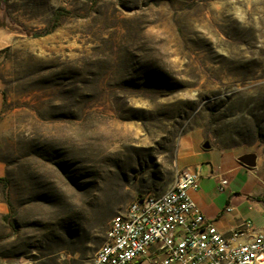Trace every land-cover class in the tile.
Segmentation results:
<instances>
[{
	"label": "rangeland",
	"instance_id": "1",
	"mask_svg": "<svg viewBox=\"0 0 264 264\" xmlns=\"http://www.w3.org/2000/svg\"><path fill=\"white\" fill-rule=\"evenodd\" d=\"M0 31V264H91L189 136L264 182V0H0Z\"/></svg>",
	"mask_w": 264,
	"mask_h": 264
},
{
	"label": "built area",
	"instance_id": "2",
	"mask_svg": "<svg viewBox=\"0 0 264 264\" xmlns=\"http://www.w3.org/2000/svg\"><path fill=\"white\" fill-rule=\"evenodd\" d=\"M198 180L197 168H184L165 191L133 198L109 220L91 264H264V230L237 244V233L223 236L189 195Z\"/></svg>",
	"mask_w": 264,
	"mask_h": 264
},
{
	"label": "crops",
	"instance_id": "3",
	"mask_svg": "<svg viewBox=\"0 0 264 264\" xmlns=\"http://www.w3.org/2000/svg\"><path fill=\"white\" fill-rule=\"evenodd\" d=\"M0 36L5 40V33L0 31ZM1 105L0 93V110ZM204 144L197 137L185 138L177 155L176 168H197L198 186L189 190V195L223 236L237 233L234 243H243L264 230V182L254 167L238 160L248 151L239 146L209 144L204 147ZM4 174L5 167L0 162V177ZM220 178L226 179L224 187L219 185ZM6 211L7 206L0 201V212Z\"/></svg>",
	"mask_w": 264,
	"mask_h": 264
},
{
	"label": "water",
	"instance_id": "4",
	"mask_svg": "<svg viewBox=\"0 0 264 264\" xmlns=\"http://www.w3.org/2000/svg\"><path fill=\"white\" fill-rule=\"evenodd\" d=\"M204 147H209V143L205 142ZM238 160L248 167H254L256 164V156L254 153H245L239 156Z\"/></svg>",
	"mask_w": 264,
	"mask_h": 264
},
{
	"label": "trees",
	"instance_id": "5",
	"mask_svg": "<svg viewBox=\"0 0 264 264\" xmlns=\"http://www.w3.org/2000/svg\"><path fill=\"white\" fill-rule=\"evenodd\" d=\"M2 179H4V177L0 178V181H1ZM6 203H7V205L9 206V210L12 212L13 209H12V206H11V203L9 202V200H6ZM9 217H10V212L1 215V218H2L4 221H8Z\"/></svg>",
	"mask_w": 264,
	"mask_h": 264
},
{
	"label": "bare ground",
	"instance_id": "6",
	"mask_svg": "<svg viewBox=\"0 0 264 264\" xmlns=\"http://www.w3.org/2000/svg\"><path fill=\"white\" fill-rule=\"evenodd\" d=\"M107 242H108V235H105L104 241L102 243H107ZM99 248H100V246H99ZM99 248L97 249V251L95 252V254H98L99 253Z\"/></svg>",
	"mask_w": 264,
	"mask_h": 264
}]
</instances>
